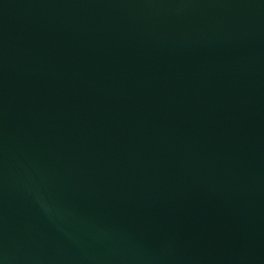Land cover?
I'll return each mask as SVG.
<instances>
[{"label":"water","instance_id":"obj_1","mask_svg":"<svg viewBox=\"0 0 264 264\" xmlns=\"http://www.w3.org/2000/svg\"><path fill=\"white\" fill-rule=\"evenodd\" d=\"M0 264H264V0H0Z\"/></svg>","mask_w":264,"mask_h":264}]
</instances>
